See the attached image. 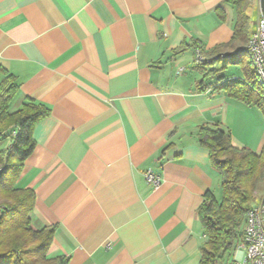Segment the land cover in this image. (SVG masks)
<instances>
[{"label":"crops","instance_id":"crops-1","mask_svg":"<svg viewBox=\"0 0 264 264\" xmlns=\"http://www.w3.org/2000/svg\"><path fill=\"white\" fill-rule=\"evenodd\" d=\"M235 20L224 0H0V83L17 85L8 111L28 99L48 109L15 184L35 194L32 228L54 227L48 255L199 264L197 207L220 195L199 128L255 153L264 143L262 112L221 88L244 81V66L214 71L244 51L230 43Z\"/></svg>","mask_w":264,"mask_h":264},{"label":"trees","instance_id":"trees-1","mask_svg":"<svg viewBox=\"0 0 264 264\" xmlns=\"http://www.w3.org/2000/svg\"><path fill=\"white\" fill-rule=\"evenodd\" d=\"M224 1L234 6L236 14L230 43L245 44L249 36L250 0ZM217 52L213 49L211 54ZM228 64L244 66L246 78L221 88L228 95L253 104L264 116V94L244 51L239 49L224 55L214 71ZM16 90L13 77L7 74L0 83V143L5 142L0 146V264H67V258L62 255H48L54 227L34 230L31 226L34 192L15 186L23 162L35 145L34 125L48 113L46 107L31 99L10 113L8 104ZM197 136L200 144L208 149L210 163L220 176V195L207 191L196 211L205 235L200 245L199 264H225L233 258L242 239L246 211L254 192L264 182V143L259 153L237 148L232 145L229 132L220 127L202 126Z\"/></svg>","mask_w":264,"mask_h":264},{"label":"built area","instance_id":"built-area-1","mask_svg":"<svg viewBox=\"0 0 264 264\" xmlns=\"http://www.w3.org/2000/svg\"><path fill=\"white\" fill-rule=\"evenodd\" d=\"M253 25L244 51L255 71L257 84L264 94V17L260 9ZM195 61H202L199 52ZM145 178L153 186H158L162 181L151 170L146 171ZM225 264H264V194L246 211L242 239L235 248L233 258Z\"/></svg>","mask_w":264,"mask_h":264},{"label":"rangeland","instance_id":"rangeland-1","mask_svg":"<svg viewBox=\"0 0 264 264\" xmlns=\"http://www.w3.org/2000/svg\"><path fill=\"white\" fill-rule=\"evenodd\" d=\"M258 0H250L248 7H247V14L249 12L252 20H254L258 14ZM254 25H251L250 27L253 28ZM246 44V43H245ZM264 194V182H260L257 190L254 192V197L252 199L251 205L257 203Z\"/></svg>","mask_w":264,"mask_h":264},{"label":"water","instance_id":"water-1","mask_svg":"<svg viewBox=\"0 0 264 264\" xmlns=\"http://www.w3.org/2000/svg\"><path fill=\"white\" fill-rule=\"evenodd\" d=\"M259 9L264 17V0H258Z\"/></svg>","mask_w":264,"mask_h":264}]
</instances>
